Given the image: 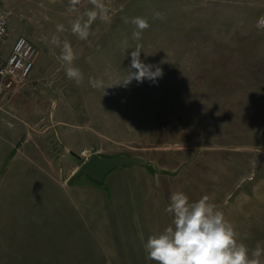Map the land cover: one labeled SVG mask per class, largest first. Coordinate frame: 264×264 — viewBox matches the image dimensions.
Wrapping results in <instances>:
<instances>
[{"label": "rangeland", "instance_id": "374dc122", "mask_svg": "<svg viewBox=\"0 0 264 264\" xmlns=\"http://www.w3.org/2000/svg\"><path fill=\"white\" fill-rule=\"evenodd\" d=\"M102 3L110 22L98 18L88 39L80 40L71 24L87 18L84 13L93 9L90 0H0L11 26L5 54L20 36L37 47L28 86L0 109L2 135L11 138L25 125L14 144L35 143L27 152L41 155L45 172L64 188L81 166L85 149L104 157L138 155L154 163L150 170L120 168L106 177L104 188L111 190L114 177L112 189L127 190L131 208L142 211L143 204L146 215L141 236L127 240L122 264H156L146 258L144 244L171 225L166 208L175 191H183L190 201L207 195L241 242L250 250L258 243L264 247V30L256 27L264 16V0ZM157 12L162 19L154 18ZM135 17L150 25L138 41L130 22ZM57 25L64 31L58 32ZM54 35L61 45L65 40L71 44L76 54L72 66L83 74L79 84L66 76L61 48L50 42ZM137 44L141 61L160 66L162 77L105 90L122 82ZM89 77L103 80L105 87H91ZM12 150L11 145L3 164ZM33 164L29 176L36 173ZM83 179L78 183L85 189L84 183L94 185ZM4 218L0 213V264H56L40 247L32 255L24 235L15 236L10 217Z\"/></svg>", "mask_w": 264, "mask_h": 264}, {"label": "crops", "instance_id": "0c3cea01", "mask_svg": "<svg viewBox=\"0 0 264 264\" xmlns=\"http://www.w3.org/2000/svg\"><path fill=\"white\" fill-rule=\"evenodd\" d=\"M6 103L3 108L9 101ZM23 126L17 128L11 138L2 135L0 127V194H5L0 202L6 206L0 213L3 218L6 216L9 220L10 217L8 224L14 235H24L25 245L30 247L27 250H31L32 255L38 252L34 247H40L41 253L49 252L54 256L56 264H122L119 260L123 261L128 254L127 240L141 236L145 229L144 205L142 211L131 208L133 198L129 192L112 189L113 176L109 181L111 190L90 183H84L89 188L85 189L78 181L69 185L71 175L65 180L67 187L64 188L60 181L45 172L41 155L34 157L32 152H27L35 143L30 147L23 141L14 144ZM11 145L10 159L3 164L1 158ZM36 146L41 148L42 145ZM33 160L37 164H33ZM32 164L37 169L35 175L29 176L27 172ZM129 168L143 169L141 166ZM4 183H7L6 191H2ZM34 186L37 187L35 192Z\"/></svg>", "mask_w": 264, "mask_h": 264}, {"label": "clouds", "instance_id": "9594fccd", "mask_svg": "<svg viewBox=\"0 0 264 264\" xmlns=\"http://www.w3.org/2000/svg\"><path fill=\"white\" fill-rule=\"evenodd\" d=\"M90 3L93 9L84 13L87 18H78L71 24V32L80 40L88 39L90 27L98 18L110 22L102 0H90ZM154 18L163 17L157 12ZM130 22L136 28L132 37L138 41L142 38V32L150 26L148 20L135 17ZM256 27L264 30V16L258 19ZM57 31L63 32V25H57ZM50 42L61 48L59 59L67 65L66 76L79 84L83 80V74L79 68L72 66L76 54L71 44L65 40L61 45L59 37L55 35ZM123 44L126 53L127 40ZM141 52L140 44L131 51L130 66L122 82L111 83L105 87L103 80L89 77V84L93 88L105 87L106 90L114 85L126 87L133 80L142 83L145 79L156 81L162 77L163 69L158 65L142 62ZM169 199L166 211L173 217L171 225L148 237L144 244L148 260L156 264H264V247L258 243L250 250L241 242L232 223L226 219L222 210L210 202L207 195L197 201H190L183 191H175Z\"/></svg>", "mask_w": 264, "mask_h": 264}, {"label": "built area", "instance_id": "2783aa9c", "mask_svg": "<svg viewBox=\"0 0 264 264\" xmlns=\"http://www.w3.org/2000/svg\"><path fill=\"white\" fill-rule=\"evenodd\" d=\"M9 33V13L0 5V108L27 87L37 57L35 43L26 36H20L6 55L3 45ZM91 154L85 149L80 155L87 159Z\"/></svg>", "mask_w": 264, "mask_h": 264}, {"label": "water", "instance_id": "95a60500", "mask_svg": "<svg viewBox=\"0 0 264 264\" xmlns=\"http://www.w3.org/2000/svg\"><path fill=\"white\" fill-rule=\"evenodd\" d=\"M141 166L146 169L154 168V163L138 155L119 154L110 157L93 153L89 159L85 160L81 166L72 174L68 184L72 185L80 178L84 177L89 182L99 187H105L106 177L113 171L120 168Z\"/></svg>", "mask_w": 264, "mask_h": 264}, {"label": "trees", "instance_id": "16d2710c", "mask_svg": "<svg viewBox=\"0 0 264 264\" xmlns=\"http://www.w3.org/2000/svg\"><path fill=\"white\" fill-rule=\"evenodd\" d=\"M80 163H82V161H80Z\"/></svg>", "mask_w": 264, "mask_h": 264}]
</instances>
